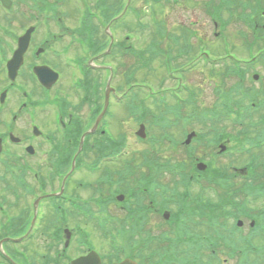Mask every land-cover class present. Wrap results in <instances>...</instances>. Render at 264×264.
Here are the masks:
<instances>
[{
  "label": "flooded vegetation",
  "instance_id": "1",
  "mask_svg": "<svg viewBox=\"0 0 264 264\" xmlns=\"http://www.w3.org/2000/svg\"><path fill=\"white\" fill-rule=\"evenodd\" d=\"M45 1L0 0V13H3L0 29L4 33L0 36V68L6 77L7 61L15 54L18 37L32 16L47 11ZM18 24L21 25L19 34L15 29ZM83 54L77 42L66 38L54 40L41 31L32 36L16 78H7L0 85V184H4L16 200L26 192L40 199L38 204L26 202L28 214L33 210L32 222L27 220L28 214L23 220L25 209L20 216H9L5 202L0 200V209H3L0 232H8L0 239L9 237L15 242L9 243L14 251L13 247L3 245L0 264H34L32 253L28 254L23 245L37 235L42 241V264H70L93 250L100 255L98 264H119L126 259L145 264L135 254L150 259L153 251L158 262L154 260L149 264H182L167 258L181 253L187 256V264H191L199 248L193 237L195 228L188 222L193 217L190 208L202 198L193 196L189 186L182 182L172 187L160 182V172H170V175L174 172L161 168L157 152L142 151V164L137 167V155L128 152L127 137L117 140L111 132L110 120L114 113L110 109L92 131L94 113L104 103V78H97V70L89 69V63L84 66L82 61H77L84 59ZM89 60L90 57H86L85 62ZM47 66L59 74L56 80L51 74H42L45 82H51L49 86L42 83L36 71L38 67ZM111 103L110 97V107ZM23 121L27 123L25 128L21 126ZM76 187L92 190L93 194L84 196ZM236 197L239 198V194ZM16 200L10 201L9 208L16 210ZM219 203L222 206L233 204L234 212L242 214L240 220L244 229L255 230L259 210L250 208L255 202L237 199ZM38 206H41L42 220L46 206L52 211L47 221L52 230L44 227L47 223L34 222ZM111 209H119L121 216L113 217ZM99 225L111 230L107 238L113 252L92 245L89 234L97 233L102 228ZM151 225L165 229L158 233ZM18 239L20 241H16ZM44 242L50 250L57 249L51 261H48L49 251L44 254ZM128 243H133L132 249L136 250L130 249L132 251L126 255L124 249ZM151 243L155 247H151Z\"/></svg>",
  "mask_w": 264,
  "mask_h": 264
},
{
  "label": "rangeland",
  "instance_id": "2",
  "mask_svg": "<svg viewBox=\"0 0 264 264\" xmlns=\"http://www.w3.org/2000/svg\"><path fill=\"white\" fill-rule=\"evenodd\" d=\"M208 0H180V4H176V3H171V1H167L166 3H160L157 5L156 10L158 11V13L160 14L159 16H157L158 18H162L165 20L166 26L167 28L174 32V31H180L181 27H190V28H194L196 30L199 31V35H201L204 40H206L207 42V47L209 48L211 47L213 49L212 56L214 58H222L226 56L225 50L228 48L227 46H229V51L234 53L238 58H239V65L241 67H245L248 68V64H249V68L245 71L247 73H245L244 76V84L242 85V90H244L243 92H246L245 90H249L250 88L252 89L253 92L259 91V88H261L262 86H264V60L262 61H256L254 56H257V50L256 51H252V48H248L247 47V43L246 40L244 39V36L241 34V32L243 31L242 28V24L237 22V20H234L235 22H233L228 29L222 27V20H215L212 16H210L209 13H207V7L204 5ZM67 3H69V0L66 1ZM75 3V4H74ZM74 3H70L67 4L64 8L65 11H67V20L68 23L73 25H76V6L78 7H82V1H78V0H74ZM114 3L111 2L110 0H108V4L112 5ZM216 3L218 5H220V0H216ZM124 6H125V2H123ZM76 5V6H75ZM204 5V6H203ZM123 6V7H124ZM135 9H137L141 15L142 12L145 8V10H147L148 12L151 13V15L147 16H143V21L146 24H150L151 28L152 27V13L154 12V10L151 8L152 5H148L146 4L145 0H136L135 2ZM117 7V6H116ZM202 7V9H201ZM118 8V7H117ZM227 7H223V10H221V15L223 17H225V13L228 11L226 10ZM3 13H0V15ZM134 19H136V17L130 16L128 17V24L131 25L132 21H134ZM218 22V23H217ZM33 20H28V24H32ZM217 23V26H215V24ZM4 24H7V22H4ZM52 26L54 27V29L56 30V26L54 23H51ZM18 27V29H17ZM16 33L19 34L21 32V25L18 24L16 27ZM138 28H135V30H137ZM227 29V30H226ZM125 30L126 29H115L113 31L114 34H116L117 36H115V39H117V37H119L120 39H123L125 37ZM140 32V33H139ZM139 32H137L138 34H140L141 36V40L138 43V48H145L149 42V37L147 35H142L141 34V28H139ZM3 33L2 30H0V36H2L1 34ZM147 33V32H146ZM145 33V34H146ZM215 34H217V38L215 37ZM4 35V33H3ZM227 42V44H226ZM177 49V47H176ZM160 51L162 52L163 49H160ZM176 52V50H174V53ZM127 60L129 62H131L130 64H135L136 59L133 55L129 54L127 57ZM130 59L133 61H130ZM159 59V58H158ZM162 58L158 61L155 62L154 67L156 66V70H160L163 75H165V70H164V63L161 61ZM186 59H175L174 60V64H175V69L178 71V74H180L182 72V70L185 67V63H186ZM228 63H233V60L229 59L227 60ZM257 63V64H256ZM121 66V63H120ZM191 67L187 69V71L185 72L184 78L182 79H178V83L174 81H170L167 80L166 85L163 87L162 84L160 85V78L162 77V75L159 74H154V73H150L148 70H140L137 72L136 76L134 77V80L137 82L136 84H144V85H150L149 88H144L141 87L143 90H151V86L153 87V89L157 92L158 94H164L165 92L168 95V98H165L166 101L168 102H172L171 97L169 96V89L171 90V88H184V85H187V88H191L193 91L196 92H200L198 99L200 101V103L195 102V104L198 106V108L200 109H207L210 107H215L217 104L215 102V104H213V102L215 101V99L217 98V93L214 90V86L216 84V82L221 83L223 81V85L225 86H232L234 83V80L236 81V78L238 77H234L233 75L231 76L230 74L224 75L226 74V69L228 67H225V65H216L215 68H212V66L210 64H208L206 61L202 60V61H198L195 65H190ZM225 67V68H224ZM224 68V69H222ZM222 69V70H221ZM124 72L122 75L118 76L116 78V80H113V83L117 84V85H122L123 82H125V72L127 70H129L127 65H124ZM220 70V71H219ZM212 71H219V73L217 75H214L212 73ZM4 71L0 68V77L1 79L3 78V73ZM254 74H258L259 77L257 79L252 78ZM181 77V75H179ZM223 77H227L225 80L223 79ZM154 80V81H153ZM156 85H154V83ZM159 84V85H158ZM202 86V87H201ZM234 88V86H232ZM124 87L121 86V91H123ZM180 89V90H181ZM201 90V91H200ZM241 89L239 88V92ZM153 91V90H151ZM234 93V92H232ZM132 96H136L137 99L139 101H142L145 99V95H143V93H141V91L135 87V89L133 90V93L131 94ZM183 96L186 97L188 96V92H184ZM155 102L151 101L149 104L152 107V109H156L155 107H153V104ZM184 104L181 106V108L179 109L180 111H184L183 108ZM157 107V106H156ZM112 111L114 113L113 118L110 120V124L113 125V129L111 128V132L113 134V136L117 139H123L124 140V136L122 134H124V132H127V136L129 137V139L127 140V142H130V148H131V152H135V154L137 155V159H136V163H137V167L140 166L142 164L141 160V153L143 151V149L147 148L144 146V144L140 143L142 142L141 140L138 142L137 140V132L139 130V126L141 123H136L133 118H131L128 114V112L126 111V108L124 106H120V105H113L112 107ZM158 112V110L156 111ZM191 110H187L185 113V116H188V113H190ZM255 117L253 118H259L258 114H254ZM244 123L248 124L249 126H251L252 121L248 118V119H244ZM26 122L23 121V123L21 124V126H23L24 128L26 127ZM224 126H228L230 128V132H237L235 129V125L230 121V119L228 120V122H225L224 124H221ZM246 125H244L245 128ZM181 126L180 127H176L175 129L171 130L172 134L175 135V139L178 143H180V147H178L177 150H175V147H171L169 142H161L159 144L160 146V152H159V156L160 158H158L160 160V164H170L172 166H176V164L178 162L183 163V162H188L186 165L188 166L187 169L184 168H179V171L181 173L183 172H189L187 178L189 179L191 176H193L194 180H196V172L195 169H192L191 167H189L190 165V160L188 158H190V154H188V149L189 147H187L186 145L182 144V141L184 140V135H183V131L181 130ZM243 128V127H242ZM250 128V129H249ZM249 128H245V130L250 131V134H255V131L253 128L249 127ZM240 129V128H239ZM195 130H199V127L196 128ZM147 131L150 133L151 131L155 132L157 135H161V133L163 132V130L160 129V126H157L156 123L153 124V126L147 128ZM148 142V140H147ZM226 144H228L229 146L233 147L234 143L233 141L229 140V142H224ZM174 145V144H173ZM177 145V144H176ZM175 146V145H174ZM192 146H197V142L196 140L194 141ZM247 147H250V152H253L256 155H259L261 157L260 160H262L264 158V149L259 150L257 149V147H251L250 145H247ZM205 146H198V148H196V156L200 158V160H195V164L200 162V161H204V162H212L213 160H210L212 157H215L216 154L212 153L213 151L209 152V154H207L206 156V150L204 149ZM188 155H187V154ZM232 155V154H231ZM212 156V157H211ZM166 159H169L170 162H163ZM230 160H234V158L231 156H227L224 155L223 157L219 156L217 158V165L220 166H226ZM237 162V161H236ZM238 165V164H237ZM178 168V167H176ZM146 171L148 172V169L145 168ZM154 171V170H152ZM146 172V173H147ZM173 172V171H172ZM195 172V173H194ZM157 173V171H156ZM170 172H160V182L162 181L163 183H165L166 185H168L169 187H172L173 185L178 183V178H180L179 174L176 173H171V175L169 174ZM143 175V174H142ZM144 176V175H143ZM136 179L137 176H136ZM194 184V183H193ZM0 187H2V190L0 189V200L1 203L5 202V206L4 208L6 213L11 216V214H15L20 216L23 212V209H25L27 203H29V201L35 202V198H32L31 196L33 195V193H28L26 192V194H21L20 197L17 198H13V194L12 192H10V190L6 189L4 184H0ZM208 188H206L207 190ZM87 190V191H86ZM82 189V188H77L76 187V191H80L84 196H88V195H92L93 191L92 190H88V189ZM37 191V190H36ZM35 190H33V192L37 193ZM210 191V189L207 191V193ZM22 191H20L21 193ZM107 194H109V189H107ZM211 198H214V196H211ZM15 201L16 200V204L14 203V206H16V210L9 208L10 205V201ZM27 202V203H26ZM260 203V201L258 202V204ZM40 205V203H39ZM14 210V211H13ZM112 212V216L113 217H119L121 216V211L119 209H111ZM50 213H52L51 210H49L46 206V209L44 211V219L42 220V216H41V206H38V212H37V219L34 220V222L36 220L41 221L42 225L44 223H47V225H44V227L47 230H52V228L48 227L50 222H47L50 218ZM23 220L27 219V214H28V210L25 209V212L23 213ZM29 218L27 220H29L30 222H32V216H33V210H30V214H28ZM26 220V221H27ZM90 224V223H89ZM88 225V224H87ZM116 224H114L115 226ZM31 224L29 225L28 229L30 228ZM37 227V225H35ZM100 227H102L101 225H99ZM48 227V228H47ZM89 227V226H88ZM151 227H153L156 231H158V233L163 232L165 227L160 228L158 227H154V225H151ZM46 229H44V232H48ZM38 234L40 233V231L38 230L37 232ZM108 235L107 232L102 228H99L97 230V233H93L91 232L89 234V237L92 239L93 241V246L96 247L99 250H104L105 252L107 251H111L113 252V248L110 246V241L108 240ZM145 235V234H144ZM165 235V234H164ZM39 235L35 236L37 238H34L33 240H30L29 242H27L25 245H23V249H25L28 254L32 253V255H34L36 257V261L34 262V264H42V260H41V250H42V241L41 239L38 237ZM138 237V236H137ZM162 237V236H161ZM139 239V237L137 238ZM135 239V240H137ZM208 240H205L203 242H200V244H206ZM7 246H9L10 248H12L13 246L10 244H5L4 247L7 248ZM151 247H155L154 243L150 244ZM200 246V245H198ZM133 247V243H128L127 247L124 249V253L127 255L129 254L132 250H136V248L132 249ZM17 246L15 247V252L18 253V251L16 250ZM22 248V247H19ZM51 248L48 246V243L44 242V254H46V252H48V254H50V257L48 259V261H51V258H54L56 250H50ZM132 249V250H130ZM130 250V251H129ZM13 251H14V247H13ZM24 251V250H21ZM74 251V249H73ZM211 251V250H210ZM200 252V251H199ZM77 253V251H76ZM124 256V254H123ZM20 258V257H19ZM205 258H212L213 259V263L214 264H237V259H234V262L231 259L230 256L228 255H223V251L219 252L218 256L215 257H211L210 255L205 257V253H204V259ZM21 259V258H20ZM147 259V263H148ZM151 261H153V259H151Z\"/></svg>",
  "mask_w": 264,
  "mask_h": 264
},
{
  "label": "trees",
  "instance_id": "3",
  "mask_svg": "<svg viewBox=\"0 0 264 264\" xmlns=\"http://www.w3.org/2000/svg\"><path fill=\"white\" fill-rule=\"evenodd\" d=\"M114 4L112 6L113 9V13L110 14L111 16H116L115 14L117 12H120V10L123 7V1L122 0H113ZM167 1L170 0H145L146 4L148 5H152V9L154 10V12L152 13V27L150 24H146L143 21V16L147 15H151L150 12H148L147 10H143L142 15L140 17H137L136 19H134V21H132L131 25H130V29H132L133 31H136L135 28H141V32L143 33V35H147L149 37V45L146 48V51H144V49L139 52V51H135L132 48H130V53L133 54L136 58L137 61L135 62L136 67L133 65L134 70L131 74H129V77H134V73L137 72L138 70H148L150 73H154V74H158V70H156V66L154 67V64L156 61H158V59L156 60V58L158 57V55H160V57H162V61L163 63L165 62L167 65L172 64V61L175 60L173 59V55H172V51L174 49V47L171 44H175V42H178L180 44L182 43H186L187 46L190 45L191 43H195L197 40L198 41H203L204 38L199 35V31L194 29V28H190V27H181L180 31H170L165 22L164 19H162L161 17L158 18L157 16H159L160 14L158 13V11L156 10V7L158 4L160 3H166ZM228 2V0H226ZM171 3H173L171 1ZM207 9H208V13L210 14V16H214L213 18L215 20H220V10L223 8V4L219 5L217 3H215L214 0H209L208 3L204 4ZM118 8H117V7ZM135 5H133L130 10V16L136 17L137 10L135 9ZM105 15H109L108 13H102L100 18L104 19ZM246 19H250L249 15L245 16ZM222 19V17H221ZM91 23V22H90ZM147 32V33H146ZM146 33V34H145ZM136 34V33H134ZM256 44L260 45L259 38L254 40ZM160 49H163V51L161 52ZM192 49L194 50V45L192 46ZM209 51H211L210 49H208ZM260 51H262V49H260ZM145 54V55H144ZM177 58V55H176ZM166 59V61L164 60ZM171 59V60H169ZM156 65V64H155ZM132 67V68H133ZM225 67H228L226 69V74H230L231 76H237L240 72L239 67L233 66V65H226ZM224 67V68H225ZM223 68V69H224ZM214 75H217L219 73V71H214L212 72ZM240 76H241V80H243L244 78V74L241 71L240 72ZM227 77H223V79L225 80ZM168 78L164 77L161 79L160 84L164 85L166 84V80ZM241 80L239 79L238 84L241 88ZM154 81V80H153ZM152 81V82H153ZM263 89L259 90L260 93L263 95L264 93V87H261ZM237 89V88H236ZM214 90L217 93V98L215 99V101L213 102V104H215L216 102V106L215 107H210L207 109H203L200 110L199 112L201 113L198 117L195 116L196 112L195 109L198 108V106H193L192 108V113H191V123L194 121H210V122H220V121H228L230 120H242L243 117V102L242 101H238L236 102V104H234V98L232 95V92H234L235 90L233 88L230 87H225V85H223V81L221 83L216 82L215 86H214ZM201 91V90H200ZM243 91V90H242ZM248 92H253L252 89H249ZM193 93V92H192ZM243 93V92H241ZM197 95V94H196ZM194 93L192 94V96H194L193 98L195 99L196 96ZM221 100V101H219ZM252 100V99H251ZM254 101V100H253ZM196 102V101H195ZM197 102L200 103L199 99H197ZM221 102V104H219ZM240 103V107L238 106ZM178 104V103H177ZM172 105L171 103L168 104V106ZM236 105V107H234ZM172 107V106H170ZM256 107H259L258 104H256ZM200 109V108H198ZM185 111V110H184ZM246 111V110H245ZM182 111L179 112V114H177L178 116L181 114ZM145 113L146 116L147 114H152L155 113L154 110L152 109V107L147 106V108L145 107ZM246 114H244V116L246 118H250L251 120L252 117L250 114H252V112H244ZM186 119H188V117H185ZM200 119V120H198ZM260 121L264 122V117H261ZM192 126V125H191ZM209 128H216V125H211ZM185 129V128H184ZM187 130V129H186ZM180 167V166H178ZM257 199H259L260 197H264V186H262L261 188H259L257 190Z\"/></svg>",
  "mask_w": 264,
  "mask_h": 264
},
{
  "label": "water",
  "instance_id": "4",
  "mask_svg": "<svg viewBox=\"0 0 264 264\" xmlns=\"http://www.w3.org/2000/svg\"><path fill=\"white\" fill-rule=\"evenodd\" d=\"M29 42V37H25V38H22L20 40V47H19V50H18V57H16V59H13L12 61H10L9 63V70L11 71L12 69H16L19 67L20 63H21V58L23 56V53L27 47V44ZM17 56V55H16ZM81 261V260H80ZM79 261V262H80Z\"/></svg>",
  "mask_w": 264,
  "mask_h": 264
}]
</instances>
